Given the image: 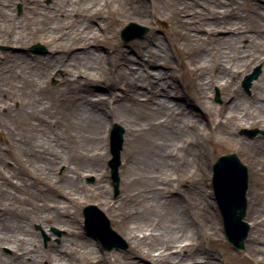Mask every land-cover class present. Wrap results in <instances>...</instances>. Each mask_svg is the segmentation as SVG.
Here are the masks:
<instances>
[{
  "label": "rangeland",
  "instance_id": "374dc122",
  "mask_svg": "<svg viewBox=\"0 0 264 264\" xmlns=\"http://www.w3.org/2000/svg\"><path fill=\"white\" fill-rule=\"evenodd\" d=\"M75 0V8L69 16L65 14L53 15L54 8L61 4L60 0H44L41 5L28 8L20 0L14 3L0 5V33H9L12 36L22 37L21 43H15L10 40L0 38V103L5 104V108L0 107V184L4 187L5 195L0 196V218L4 217L3 206H9L16 213L24 210H32L35 206L48 205L51 212L60 209L64 203H69L71 193L69 187L74 183L76 177L69 175L67 170L69 166L78 167L77 182L80 189L88 192V196L77 194L73 204L68 205L71 213L75 214L78 219L79 234L73 237L74 249L77 253L93 257H99L102 264H118L123 258V254L129 251V243L121 229L120 223L113 212L105 211V206L99 201L101 198H107L112 205L117 208V202L123 193H130L132 204L141 200V195L149 191L144 188L141 176L136 175V182L127 184L124 166V148L125 142L129 135L126 134V125L118 120L108 123L106 138V159L102 164L104 178L99 181L97 175L87 172L83 164L84 160L79 155L81 145L88 144L89 140L83 138V130L79 122L75 120L74 112L76 102H81L82 97L76 86L67 85L63 80L65 74L64 67L61 64L60 70L53 76L39 82L38 86H31L33 81L29 75L42 65H45L50 59L59 57V53H52L50 43L42 39L41 31L54 30L59 38L63 40L68 34L78 33L79 36H88L92 40L91 48L95 53L96 63L99 64L98 58H104L105 54L117 57L116 51L120 47L129 51L130 55L137 57L140 50L146 47H155V42L161 41L165 44L172 55L174 67L181 77L180 94L183 97H174L182 102L188 103L194 107V111L201 114L200 105L193 99H190V93L193 92L192 82L183 75V68L180 67L181 61L178 56L179 43L177 42L176 31L183 29L178 22L171 16L174 8L184 6L186 2L190 3L187 8L191 12L199 15H189L192 18L203 17L207 23L219 21V29L215 34H208V30L202 32L191 28L193 22L187 27L192 33H199L200 38L197 41L199 52L219 50L218 37L234 33L227 27H221L225 23L224 19H245L253 23L261 21L260 12L264 13V0H257L259 7H253L249 0ZM147 9L148 12L156 17L141 19L135 14V11ZM7 10L5 18L1 14ZM233 10L232 13L221 15V12ZM95 11L103 13V24L105 28L94 30L97 26L96 19L93 21L87 19L86 15ZM232 11V12H233ZM54 13V12H53ZM120 17V22L112 23L111 18ZM234 17V18H233ZM130 22L136 23L142 27L148 28V31L142 36L135 39L124 41L121 38V30ZM186 25V24H185ZM185 27V26H184ZM208 28V27H207ZM129 31V34H136L138 28ZM237 33V32H235ZM88 38V39H89ZM83 47L76 48V51H82ZM65 52V51H64ZM118 54H120L118 52ZM71 54L65 56V60ZM120 56V55H119ZM117 57L115 62L108 64L100 62L99 68L102 77L111 75L121 67ZM59 60V58L57 59ZM27 62L30 63L27 65ZM137 64V62H136ZM264 62H259L249 68H242L235 76L233 84L222 89L215 86L210 90V102L216 108H220L229 96L236 95L246 102L253 97L254 85L262 76ZM22 68L21 75L17 79L9 77V73L17 69L19 72ZM259 68V75L250 84L246 85L247 77L254 74ZM165 69V66L159 64L151 68L152 71ZM209 72L206 73V76ZM22 78V79H20ZM32 82L28 84V82ZM101 87H105L106 84ZM63 86H68L64 91ZM98 85V88H101ZM119 92L115 89L112 93L107 94L102 90L99 93L105 98V108H113V97ZM121 95V94H120ZM97 96H93L96 98ZM6 103H3V102ZM86 101V100H85ZM31 105V106H30ZM144 111V110H143ZM147 112L143 113L145 117ZM196 116V115H195ZM197 117V116H196ZM195 118V117H194ZM200 121V120H199ZM200 128L203 122H195ZM114 124L123 128V150L121 151V165L119 167V180L116 181L112 174V168L109 165L110 154V132ZM195 124L189 123L188 130L191 131ZM205 125V124H204ZM211 127V128H210ZM216 125H205L203 133L202 148L203 151L195 152V156L190 155L186 160L178 149H174L171 154L173 161L169 165L166 175H162L161 185L157 183V189L161 186L165 192L159 196L161 204L157 207L158 212L164 217L169 212L174 213L181 211L184 214L193 216L192 224L197 226L198 241L202 249L211 251L218 257L219 264H263V256L252 258L245 247L241 251H236L232 244L229 243L224 234L222 226V216L219 212L218 205L214 199V187L212 181V166L219 155L234 152L242 162L248 167L250 173V188L248 191V207L251 205V198L258 195L259 199V220L264 225V157H261V151L264 149V127L258 125H245L236 130L237 138H230L219 129ZM83 129V130H82ZM126 143V146H127ZM187 145L191 148L196 147V141L191 134L186 138ZM37 147L42 150L40 164H45L46 159L53 156V153L62 154L65 159L63 163L56 166V169L49 170L47 167L38 168L36 157L30 150ZM69 154V156H68ZM201 154V155H199ZM187 157V155H186ZM80 159L81 161H79ZM65 160V162H64ZM82 162V164H77ZM262 164V165H261ZM117 185V188H116ZM155 190V188L153 189ZM147 194V193H146ZM73 196V195H72ZM146 200L151 197L146 195ZM127 205L126 202H124ZM88 204L97 206L110 220L112 228L116 231L120 239L108 241L101 239L95 231L88 230L84 225L83 208ZM182 207V208H181ZM183 209V210H182ZM9 211V210H8ZM53 214V213H51ZM7 215V214H5ZM10 216V215H9ZM12 217L13 214H12ZM245 220L250 224V233L254 229V220L249 215V209ZM34 230L39 232L36 237V244L42 249H48L51 244L60 245L61 236L64 229L56 225L49 228L35 223ZM264 228V226H263ZM112 243L116 247L108 249ZM3 251L8 253L11 249L3 246ZM144 264H152L149 260H143ZM43 264H47L44 262Z\"/></svg>",
  "mask_w": 264,
  "mask_h": 264
},
{
  "label": "bare ground",
  "instance_id": "6f19581e",
  "mask_svg": "<svg viewBox=\"0 0 264 264\" xmlns=\"http://www.w3.org/2000/svg\"><path fill=\"white\" fill-rule=\"evenodd\" d=\"M16 1L18 0H0V5L4 6ZM20 1L33 9L41 5L44 0ZM73 1L75 0H60L61 4L54 8L55 11L52 14L69 16L75 8ZM214 2L220 3L219 0ZM248 2L258 9L257 0ZM189 4L186 2L184 6L178 5L171 12V16L178 22V25L183 27L175 34L179 43L180 67L183 68V75L192 82L193 92L190 93L189 98L200 105L201 114L195 112L194 107L188 103L180 101V98L174 99L178 96L183 97V94H180L181 77L174 67L170 51L161 41L155 42V47L147 49L145 47L140 50L137 57L130 55L129 51L120 47L115 53L117 57L120 55L118 61L121 67L117 72L102 77L100 62L113 63L117 57L108 58L103 54L104 58H98L100 62L97 65L96 57L101 54L95 53V49L91 48L93 43L88 36H79L78 33L68 34L62 40L56 34V29L41 31L42 39L50 43L51 52H61L59 57L50 59L39 68L36 67L29 75L34 81L33 83L29 81L28 84L32 83L33 87L38 86L39 82L59 71L63 63L65 74L63 80L67 81V85L76 86L82 97V101L74 105L76 107L74 117L85 129H82L83 138L89 140L88 144L81 145L78 150L79 155L84 160H88L83 164V168L97 175L99 181L103 180L104 174L101 170L107 157L105 145L107 127L108 123L118 120L126 125L125 136L129 135L128 143L126 139L123 151L126 182L127 184L136 182L138 179L136 175H140V181L142 180L140 185H145L144 188L150 189L146 192L148 196H151L148 200H146L147 194L143 193L140 194L141 200L132 205L131 194L126 192L117 202V208L114 206L115 203L112 205L107 198L99 200L105 206V211L113 212L117 217L129 243V251L122 255L123 258L118 261V264H144L143 260H149L152 264H219L216 254L201 248L197 226L192 224L193 216L181 211L169 212L164 217L160 215L162 213L158 212L157 208L161 204L159 196L166 190L163 186L157 189L156 185L157 183L161 185L162 175H166L173 161L171 154L174 149L180 151L184 160L192 154L195 156L196 149L203 151L202 140L205 125L208 127L216 125V129L230 138H237L236 130L245 125L264 127V66L260 80L254 85L253 97L248 101L249 107L236 95L229 96L220 108L214 107L210 102V90L213 87L219 86L226 89L233 84L234 76L243 67L247 69L261 61L264 62V13L260 12L261 21L258 24L241 18L224 19L225 24L221 27H227L234 33L218 37L220 45L218 51L199 52L197 41L200 34L192 33L187 25L193 22L194 25L191 28L200 32L208 30V34L213 35L219 31L214 26H218L219 21L207 23L203 17L192 18L189 15L199 14L189 11L187 9ZM232 11L226 10L221 12V15L234 14ZM6 14L7 10H3L2 18H5ZM135 14L141 19L156 20V17L145 8L135 11ZM233 16L238 17L236 14ZM86 17L90 21H93V18L96 19L97 26L93 28L94 30L105 28L101 11L92 12ZM120 20V17L111 18L112 23L120 22ZM0 38L5 41H11L13 38L15 43H21L23 39L9 33H0ZM78 47L84 49L76 51ZM67 54L71 55L65 60ZM29 64L27 62V65ZM159 64L165 66V69L151 70L153 66ZM21 71L22 68L20 72L14 69L8 75L12 79H17ZM207 72L209 76H206ZM103 83L106 84V90L105 87H101ZM98 85L101 88H98ZM63 88L65 91L68 86H63ZM0 89L3 91L2 88ZM115 89L121 92L113 97V108L107 109L105 108L106 100L99 90L110 94ZM93 96L97 97L93 98ZM3 105L5 104L0 103L1 108H5ZM145 112L147 113L143 117L142 114ZM199 120L203 122L204 128L198 127L202 123H199L200 125L195 123L200 122ZM190 122L195 124L191 131L187 128ZM191 134L196 141L195 148L185 143L186 138ZM30 150L36 157L38 168L47 167L49 170H54L65 159L62 154L53 153L52 157L46 159L45 164H40L42 150L37 147H32ZM260 154L264 157V149ZM77 164H82V162H77ZM68 168V176L76 177L75 184L68 186L71 201L64 203L60 209L51 212L48 205L39 204L32 210L26 209L16 213L9 206H3L4 217L0 218V264H43L44 262L47 264H102L99 257L94 256L90 259L89 256L79 254L74 249L73 237L79 234L78 219L69 211L68 205H72L75 196L82 194L83 191L77 182L78 167L69 166ZM5 193L3 185L0 184V196ZM83 195L88 196V192H84ZM251 202L248 207L249 215L256 222L245 242L246 248L252 258L263 256L262 263L264 264V225L258 221L260 207L257 194L251 198ZM35 223L45 228L56 225L64 229L61 244H51L48 249H42L35 242L36 237L39 236V232L33 228ZM87 223L90 227L96 225V218L93 214L87 217ZM3 246L9 247L11 251L4 252Z\"/></svg>",
  "mask_w": 264,
  "mask_h": 264
},
{
  "label": "water",
  "instance_id": "95a60500",
  "mask_svg": "<svg viewBox=\"0 0 264 264\" xmlns=\"http://www.w3.org/2000/svg\"><path fill=\"white\" fill-rule=\"evenodd\" d=\"M133 28H138V33L128 35V31ZM148 28L142 27L136 23L127 25L121 33L124 41L142 37ZM258 71L248 77L247 86L250 80L256 78ZM123 130L120 126L115 125L112 129V140H116L117 144L113 143V154L116 159L119 158L120 150L122 149ZM213 184L215 199L218 203L220 212L223 216L225 236L230 241L236 250L244 248V241L248 235L249 225L244 221L247 210V192L249 189V171L245 164L235 153L220 155L213 165ZM98 212L94 206H86L84 208L85 216ZM101 221L100 231L106 238L118 237L112 230L109 220L99 215ZM107 237V238H108ZM109 249L111 247H108Z\"/></svg>",
  "mask_w": 264,
  "mask_h": 264
}]
</instances>
